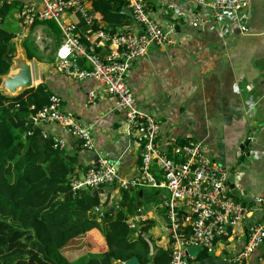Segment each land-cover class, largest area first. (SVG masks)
Segmentation results:
<instances>
[{
    "label": "crops",
    "instance_id": "0c3cea01",
    "mask_svg": "<svg viewBox=\"0 0 264 264\" xmlns=\"http://www.w3.org/2000/svg\"><path fill=\"white\" fill-rule=\"evenodd\" d=\"M31 1L35 0H0V8L3 6V11L6 7L15 9L12 19L19 22V10L24 3ZM146 1L151 16L157 22L161 25L173 24V41L151 46L145 56L135 61L127 79L139 106L157 118L160 142L165 144L171 137L180 141L200 140L215 161L228 166L231 196L249 202L252 197L264 194V153L259 158H253L255 150L264 152V0H251L246 33L234 29L228 35L209 27L191 26L165 5L168 0ZM87 6L94 11L90 1H87ZM180 11L179 6L177 12ZM94 16L99 27H107L100 12L95 11ZM69 18L79 22L80 34L89 32L80 16L69 15ZM129 18L130 21L116 31L140 29L141 32L140 24L133 17ZM6 19L0 16V20ZM19 28L17 36H26L20 22ZM14 49H17L15 42ZM15 50L12 55H15ZM47 52L49 54L50 50ZM46 56L42 62L33 59L34 67L38 64L34 87L43 84L49 95H58L63 109L89 126L93 136V147L86 149L82 141L62 125L53 122L40 125L47 136L64 140L68 155L77 156L72 177H82L91 166H97L100 156L117 166L121 178L135 177L141 163V144L126 134L124 113L118 109L115 96L93 78L68 76L60 69L55 57L49 61ZM91 92L97 95L93 102L89 100ZM250 135L254 137L249 143L251 154L247 155L243 150L245 157L242 160L238 155L240 145L248 142ZM98 190H103L99 191V196L106 199L105 187ZM157 193L160 195L163 192L157 190ZM114 194L113 203L120 197L117 192ZM137 216L142 220L155 219L152 210L143 215L136 213L131 220ZM262 218L264 213L254 210L237 227V234L231 243L234 252L247 243L245 228ZM73 242L76 246L70 242L67 248H85L95 252L107 248L98 229ZM166 242L164 240V246H167ZM248 264H264L261 249L251 254Z\"/></svg>",
    "mask_w": 264,
    "mask_h": 264
},
{
    "label": "built area",
    "instance_id": "2783aa9c",
    "mask_svg": "<svg viewBox=\"0 0 264 264\" xmlns=\"http://www.w3.org/2000/svg\"><path fill=\"white\" fill-rule=\"evenodd\" d=\"M133 12V19L142 30L115 31L94 28L95 11L86 0H35L26 2L18 12L25 32L36 21L53 20L62 33V42L55 50V60L60 69L76 79L93 78L116 98V105L124 113L126 134L141 144L140 168L132 179L121 178L117 166L100 156L98 165L91 166L82 177H72L73 190L99 189L117 185L120 189L154 187L165 189L160 208L166 215L167 247L171 251L170 264H189L197 255H189L191 245L206 250L209 256L228 259L232 264H248L251 254L261 249L264 253V218L249 224L247 243L234 252L231 243L237 227L250 213H264V194L249 202L230 195V172L226 164L215 161L205 144L197 139L180 141L171 137L165 144L159 140L160 125L157 118L142 109L128 83V72L138 58L145 56L153 45L172 42L173 24L161 25L151 16L146 0H118ZM251 0H168L165 5L175 10L177 16L193 27H209L228 35L234 29L248 31L246 19ZM180 13L177 12L179 6ZM70 16H80L89 32H78L79 22ZM41 26L33 31L40 34ZM96 93L91 92L93 102ZM34 106H32L33 108ZM255 111V106L253 107ZM36 124L57 123L82 141L86 149L93 147L90 127L63 109L61 98L52 94L49 103L31 116ZM43 134L47 136L44 132ZM254 140L253 135L248 141ZM55 145L64 149L63 139H54ZM253 158L263 151L255 150ZM251 154V153H250ZM161 176V177H159ZM160 178V180H159ZM258 208V209H256ZM96 210H100L97 206ZM133 218V217H132ZM130 219L136 226V220ZM149 244V254H154L152 240L139 231Z\"/></svg>",
    "mask_w": 264,
    "mask_h": 264
},
{
    "label": "trees",
    "instance_id": "16d2710c",
    "mask_svg": "<svg viewBox=\"0 0 264 264\" xmlns=\"http://www.w3.org/2000/svg\"><path fill=\"white\" fill-rule=\"evenodd\" d=\"M86 1L102 14L106 29L111 32L130 21L123 12L122 1ZM10 10L6 7L3 11L2 6L0 16L7 17ZM38 26L44 28L54 49L62 42V33L53 20L36 21L27 30L24 46L28 58L42 62L49 45L39 50L35 44L32 33ZM98 27L95 22L94 28ZM15 37L17 31L1 20L0 75L9 70L10 63L4 54L14 53ZM49 97L43 84L16 96L0 90V264H118L116 259L134 255L143 263L153 260L156 264H170L171 251L164 246L167 239L161 237L150 255L147 240L138 233L147 236L156 225L154 219L136 220V226L131 225L130 219L141 207L134 188L121 189L114 203L94 194L92 188L73 190L70 169L74 168L77 156L68 155L55 145L54 139L43 134L40 125L29 121L30 116L49 103ZM21 128H27L26 132ZM97 206L100 210L95 209ZM93 229L103 235L106 250L67 248L70 242L76 246L73 240ZM208 256L206 250H201L194 262Z\"/></svg>",
    "mask_w": 264,
    "mask_h": 264
},
{
    "label": "water",
    "instance_id": "95a60500",
    "mask_svg": "<svg viewBox=\"0 0 264 264\" xmlns=\"http://www.w3.org/2000/svg\"><path fill=\"white\" fill-rule=\"evenodd\" d=\"M124 13L133 17V12L129 8L123 10ZM25 35H18L14 38L15 55L9 54V52L4 54V57L10 63L9 70L7 73L0 75V90L9 96H16L24 92L26 89L32 88L35 86V67L34 60L28 58L27 49L24 46ZM29 121L34 123L32 117L29 118ZM22 132H26L27 128H21ZM249 141L240 145V151L238 155L241 156V159H244L243 150L245 154L250 155ZM73 172V168L70 169V175ZM103 190H93L94 194L99 195ZM140 213L139 211L137 212ZM93 217H96L94 213ZM140 233V232H138ZM189 255H199L200 249L197 245H191L187 250ZM115 262L118 264H156L153 260H150L146 263H143L138 255H134L128 259H116ZM196 264H232L231 261L224 258H217L214 256H208L205 259L196 262Z\"/></svg>",
    "mask_w": 264,
    "mask_h": 264
},
{
    "label": "rangeland",
    "instance_id": "374dc122",
    "mask_svg": "<svg viewBox=\"0 0 264 264\" xmlns=\"http://www.w3.org/2000/svg\"><path fill=\"white\" fill-rule=\"evenodd\" d=\"M14 17L15 9H12L6 17V25L10 29L18 31L19 22L12 19ZM41 31L42 32L40 34H37L36 36L34 35V42L39 50H43L47 44L49 45L50 53L48 54V52L46 51L45 53L47 56L45 58L50 61L52 58L54 59L55 57V53L53 52L54 48L51 41L47 42L49 40L47 35H43L44 33L46 34L43 27L41 28ZM35 68L37 70L38 64H35ZM141 190H143V193L139 194V191ZM160 191L166 193L165 189H161ZM114 192H117V195H121L120 188H116L114 186H105L106 199L109 198L110 200H113L115 198ZM155 192L157 193V189L154 187H142L138 191L133 190V193H135L134 195H136L137 203L141 205L140 210H138L140 212V215L145 214V212L147 213L149 210H152L155 215L156 220L154 219V221L156 223V227L155 229L152 228L147 234V236L152 240L153 244L157 243V241H159L161 237L166 236L167 234L165 231L166 215L160 208L163 199L161 198V194L157 195Z\"/></svg>",
    "mask_w": 264,
    "mask_h": 264
}]
</instances>
